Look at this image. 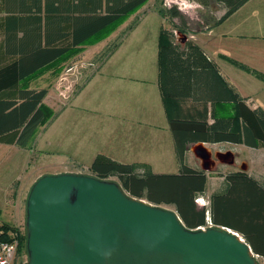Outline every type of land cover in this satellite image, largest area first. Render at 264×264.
I'll return each mask as SVG.
<instances>
[{
	"label": "trees",
	"instance_id": "1",
	"mask_svg": "<svg viewBox=\"0 0 264 264\" xmlns=\"http://www.w3.org/2000/svg\"><path fill=\"white\" fill-rule=\"evenodd\" d=\"M206 4V0H194ZM225 8V19L247 0H214ZM147 0H1L0 32V141L19 147L31 145L40 128L55 116L43 103L46 88L19 87L18 84L69 56L75 48L111 28L136 11ZM159 15L173 21L175 30L162 29L161 34L174 38L185 33L186 23L176 6H159ZM118 42L99 53L102 62L110 56ZM9 58V59H8ZM241 68L243 65L238 64ZM264 80V76L256 73ZM159 83L164 97H190L195 101L225 103L229 115L211 112L207 119L170 118L168 121L176 153L177 173H155L143 162L124 163L104 154H97L90 175L100 179L114 177L131 196L155 205L172 206L187 228L206 225L209 214L214 226L237 232L264 264V184L244 171L224 175L220 188L207 194L206 171L189 163L187 151L199 142L243 143L249 147L264 145V110L250 108L236 88L226 81L202 48L193 44H159ZM239 120L241 128L233 121ZM207 197L208 205L198 199ZM16 227L0 226V238L9 239ZM26 253V234L19 235L13 264Z\"/></svg>",
	"mask_w": 264,
	"mask_h": 264
},
{
	"label": "crops",
	"instance_id": "2",
	"mask_svg": "<svg viewBox=\"0 0 264 264\" xmlns=\"http://www.w3.org/2000/svg\"><path fill=\"white\" fill-rule=\"evenodd\" d=\"M145 4L134 12L138 13ZM180 10L185 14L183 9ZM151 15L157 18L153 32L146 29L135 37ZM188 26L184 34L176 32L177 37L163 35L162 29L175 30L174 22L154 10L145 14L140 23L126 24L114 35L110 34L106 39L86 46L83 52L87 51L89 57L95 56L103 52L118 35L121 37L110 56L99 64L98 69L83 82L71 99L55 112V116L40 128L32 146L43 156L57 155L59 161L66 156L77 161L92 159L101 153L119 162L147 163L153 172L154 161L167 162L176 167L172 173H177L179 165L169 119H207L211 122L213 108L224 116L229 115L231 110L225 103H215L213 106L211 102L195 101L190 97H164L159 83V44L162 41L179 43L181 48L186 44L202 48L221 76L236 88L245 103L252 109L264 110V80L256 75L264 76V0H247L216 25L196 28L190 24ZM2 38L0 32V53ZM64 59L66 57L21 81L18 86L46 88L45 103L53 90L48 85L55 80L56 69ZM237 122V128L240 129V121ZM41 141L55 145L61 152L42 148L39 145ZM201 143L219 145V151L230 150L234 154L233 164L219 161V177L216 180L210 181L212 173L206 171L209 180L207 194L220 188L227 172L242 171L235 167L240 154L246 153L248 157L259 160L264 152L261 143L257 147L243 143ZM4 144L0 142V153L5 149ZM191 145L187 151L190 164L193 159ZM62 155L64 158H61ZM74 164L83 167L79 162ZM244 164L242 161L240 167ZM244 172L264 184L261 173H252L249 169ZM13 180L9 169H0V226L16 224L14 207L10 203H15L11 197L14 198V192L19 189Z\"/></svg>",
	"mask_w": 264,
	"mask_h": 264
},
{
	"label": "water",
	"instance_id": "3",
	"mask_svg": "<svg viewBox=\"0 0 264 264\" xmlns=\"http://www.w3.org/2000/svg\"><path fill=\"white\" fill-rule=\"evenodd\" d=\"M191 150L201 169L214 166L201 142ZM215 155L234 163L230 150ZM25 234V264H259L237 232L187 228L174 209L131 196L117 181L90 174L38 177L26 198Z\"/></svg>",
	"mask_w": 264,
	"mask_h": 264
},
{
	"label": "rangeland",
	"instance_id": "4",
	"mask_svg": "<svg viewBox=\"0 0 264 264\" xmlns=\"http://www.w3.org/2000/svg\"><path fill=\"white\" fill-rule=\"evenodd\" d=\"M1 2V0H0ZM176 6L179 10L180 8L185 11L184 21L186 23V27L196 28L198 26L204 27L209 26L217 20L221 14L225 11L223 5L219 4L214 0H206V4H202L200 2L194 0H148L146 4L138 11L132 12L128 16L121 19L115 25H113L108 30L94 37L91 42L83 45L81 48L75 49L66 59L62 60L59 64V67L56 69L55 80L51 81V84L48 86L53 88L51 89L50 94L48 95L45 106L49 109L51 113L54 114L61 106L65 105L73 96V94L77 91V89L83 84V82L94 73L101 63L98 60V55L100 57L101 52H99L95 56H87L88 53L83 52L86 46L93 45L96 42H100L110 34L114 35L118 32L124 25L126 24H138L141 22L143 16L145 14H149V12H153L159 6ZM181 11V10H180ZM1 12V11H0ZM157 18L154 15H151L147 18L146 22L143 23L140 30H138L135 37L145 32V30L149 29L153 32ZM174 23L180 24L181 21L179 18L173 19ZM168 25V22H165ZM177 37V36H176ZM120 35L113 41L117 42L119 40ZM113 42L111 44H113ZM54 84V85H53ZM53 85V87H52ZM234 127L237 128V120L233 121ZM239 128V127H238ZM1 142V141H0ZM5 143V142H2ZM5 149L0 153V169H9L10 175L13 174L14 180L13 183L16 184V187L19 189L14 192L15 197H11V200H15V203H10L14 208V215L16 218V224L13 227H16V231H18L19 235H23L25 233V205L26 198L28 192L30 190L33 182L40 176L44 174H56L61 172H73V173H82V174H90L89 170H87L88 165L90 166L94 157L92 159H84L81 161L69 159L67 156L63 160H58L56 158L57 155H49L43 156L35 146L31 145L26 148L19 147L14 145L13 142L5 143ZM42 148L46 150H52L55 153L61 152L55 145H48L46 141H41L39 143ZM210 153L211 160L214 161V166L211 167L210 171L212 176L210 181H214L219 177V159L216 157V152L219 151V145L207 144L205 145ZM70 151V150H69ZM262 153V152H261ZM59 155V154H58ZM245 162L246 169L252 173H261L264 177V152L261 154L259 160H255L254 157H248L245 154H240L238 157V162L236 169H241V162ZM79 162L81 166L79 167L74 163ZM192 164L198 168H201V160L193 155ZM153 170L155 172H175L176 167L174 165H169L167 162L163 161H154L153 162ZM216 177V178H215ZM109 179L117 181L116 178L111 177ZM199 205H208L207 197L204 199H198L197 202ZM167 208L174 209L172 206H164ZM21 260L26 261L27 255L25 250H22Z\"/></svg>",
	"mask_w": 264,
	"mask_h": 264
},
{
	"label": "built area",
	"instance_id": "5",
	"mask_svg": "<svg viewBox=\"0 0 264 264\" xmlns=\"http://www.w3.org/2000/svg\"><path fill=\"white\" fill-rule=\"evenodd\" d=\"M207 226H214L211 223L209 214L206 215V225L198 228H204ZM9 239L0 238V264H13V261L16 256L17 248L19 245V233L9 232Z\"/></svg>",
	"mask_w": 264,
	"mask_h": 264
},
{
	"label": "flooded vegetation",
	"instance_id": "6",
	"mask_svg": "<svg viewBox=\"0 0 264 264\" xmlns=\"http://www.w3.org/2000/svg\"><path fill=\"white\" fill-rule=\"evenodd\" d=\"M207 165H211V163L209 162Z\"/></svg>",
	"mask_w": 264,
	"mask_h": 264
}]
</instances>
